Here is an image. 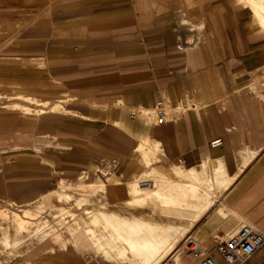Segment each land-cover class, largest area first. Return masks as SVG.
Here are the masks:
<instances>
[{"label":"crops","instance_id":"crops-1","mask_svg":"<svg viewBox=\"0 0 264 264\" xmlns=\"http://www.w3.org/2000/svg\"><path fill=\"white\" fill-rule=\"evenodd\" d=\"M36 1L42 7H19L43 9V15L0 52V85L29 95L0 97L44 102H27L24 113L0 101V124L33 117L27 143L18 138L17 156L0 166L3 193L34 195L0 207L16 212L40 199L55 206L51 193L59 181L72 180L59 179L48 190L53 182L84 173L101 183L107 210L164 223L148 208L126 205L127 184L147 170L167 177L170 166L211 164L231 181L215 187L221 200L187 235L202 244L203 254L239 221L264 235V90L248 89L264 68V31L251 9L236 0H59L49 8L48 1ZM159 101L173 113L155 124L147 115ZM144 139L156 144L150 166L137 156ZM12 143H0V152ZM135 160L144 170L128 176ZM60 237L23 248L9 264H110L85 248L60 246L70 236L61 231Z\"/></svg>","mask_w":264,"mask_h":264},{"label":"bare ground","instance_id":"bare-ground-1","mask_svg":"<svg viewBox=\"0 0 264 264\" xmlns=\"http://www.w3.org/2000/svg\"><path fill=\"white\" fill-rule=\"evenodd\" d=\"M236 1L251 9L255 22L264 31V0ZM27 102L44 104L27 96H17L6 105L12 110L28 113ZM137 156L144 166L154 164L157 161L156 144L149 139L142 140ZM87 177V174H81L75 184L59 181V186L51 193L57 203L55 206L40 199L31 209L20 210L19 215L0 207V254L7 253L0 264H9L16 249L23 247L27 252L50 236L58 238L63 230L70 238L61 241L60 246L67 243L77 249L85 248L110 264H161L167 258L182 264L185 248L190 249L186 245L187 239L196 241L192 235L187 237L188 227L218 201L219 192L215 187L224 189L231 181L225 178L220 167L211 164L189 170L170 166L167 177L147 170L127 184L126 205L148 208L164 216V223H156L142 216L107 210L99 195L101 183H83ZM220 207L227 211L224 203H220ZM80 211L83 212L81 215ZM198 244L203 250L202 244Z\"/></svg>","mask_w":264,"mask_h":264},{"label":"rangeland","instance_id":"rangeland-1","mask_svg":"<svg viewBox=\"0 0 264 264\" xmlns=\"http://www.w3.org/2000/svg\"><path fill=\"white\" fill-rule=\"evenodd\" d=\"M46 1H48L50 3L48 6V8H49L54 3L56 4L57 1H59V0H46ZM19 6H21V7L34 6V7H39V8L42 7L41 4H39V2H37L36 0H0V52L6 43L10 42L13 38H15L17 36L16 33L18 31H20L21 29H23L24 27H26L28 25L34 24L35 22H37V20H39L40 16L43 15V9L41 10V13L35 14V12L30 13L33 10H23V8H21ZM10 9H14V13L12 15H11ZM44 9H46V11L48 10L46 7H44ZM27 15L28 16L32 15V17L29 16V18H28ZM8 21H10L12 24H6V22H8ZM258 74H259V76L255 80L256 83L250 84L248 87V89L254 90L256 92L264 90V68L261 69L258 72ZM15 94L27 95V94H21V93L13 92V91L3 87L2 85H0V95H15ZM27 96H29V95H27ZM261 98L263 99L262 96H261ZM16 99H17V97H16ZM3 100H6L10 103V102H13L15 100V98L11 99V98H1L0 97V101H3ZM166 110L168 111L167 113H168V118H169L170 114H172L173 111H171L169 107H166ZM147 117H149V119L153 122L152 114H151V116H150V114L147 115ZM31 118H33V117L32 116H30V117L24 116L21 118L19 123H17V122H13V123L12 122H6L4 124H0V143L4 144V145H7V144L11 145L12 142L13 143L16 142V144H17V145H15L12 143L11 148L8 147V149L5 150V152H0V166H2L3 161L7 159L6 157L11 156V155L17 156L18 151H20V149H19L21 147L20 144H22L23 142L27 143L28 138L31 137V134H32L31 133V131H32L31 124H32V120H33ZM20 137L25 138V139H23L22 143H21V141L18 142V140H17ZM135 155H136V153L133 152V158L135 157ZM164 161H165V158L163 157V162ZM106 165H110V163L107 162ZM143 170H144L143 165L139 161L135 160V162L130 164V167L127 171V174H128V176L138 177V176H140V174H142ZM110 173L115 175V173H113L112 170H110ZM78 174H75L74 176H71L68 178H57V180L53 182V184L49 187L48 190L54 189L56 187V184H57L59 179L72 180V181H69L67 183H72V184L78 183V181L74 180L76 177H78ZM94 174L99 176L103 181L106 180V177L105 176L102 177V175L99 172H97V173L94 172ZM117 175H118V173H117ZM121 177H123L125 179L124 176H121ZM82 179H83V177H82ZM144 179L146 180V178H144ZM88 182L94 183V180L92 178L88 177L86 182H83V183H88ZM67 183L65 184L66 186H67ZM95 183H100V182L98 181ZM2 188H3V182H2L1 172H0V204H4L7 206H12L13 203L11 201L15 202L16 199H18V198L29 196V195H34V194H28V195L18 196V197L6 196L3 193ZM36 194H38V193H36ZM218 195L220 197L219 199L221 200V198L223 196L222 190L219 191ZM107 203L109 204V202H107ZM4 205H2V207L11 209L10 207H6ZM28 208L31 209L32 206L28 207ZM16 210H19V209H16ZM20 210H22V209H20ZM20 210L16 211L17 215H19ZM82 213L83 212L80 211L79 215H81ZM240 223L241 222L239 221L236 224H234L233 231H231L232 229H225V230H223V232L226 234V236H230L231 234L236 232ZM63 231H65V230H63ZM54 238H55V236H54ZM58 238H61V237L58 236ZM197 244H198V242H197ZM22 250H23V247L21 250H20V248L16 249L15 250L16 252L14 253L15 256H12L11 258H13V257L15 258L21 254L23 255ZM185 250H186V252H185V254H186L187 249L185 248ZM207 250H209V251H207ZM212 250H213V248L211 246L206 247V249H205L206 253H204V255H207L208 253H213ZM31 253H34V252H31ZM6 254H7L6 252L0 254V258H3L4 255H6ZM29 257H30V254H29ZM221 264H223V263H221ZM243 264H264V244L261 246V248L255 254H253L250 257V259L248 261H246Z\"/></svg>","mask_w":264,"mask_h":264},{"label":"built area","instance_id":"built-area-1","mask_svg":"<svg viewBox=\"0 0 264 264\" xmlns=\"http://www.w3.org/2000/svg\"><path fill=\"white\" fill-rule=\"evenodd\" d=\"M154 123L162 124L169 120L168 111L162 101L153 107ZM219 144V140L211 142L212 146ZM189 237V235L187 236ZM187 253L184 264H243L255 254L264 244V235L248 224H241L235 233L215 242L212 254H203V250L193 241L187 239ZM161 264H178L174 260L166 259Z\"/></svg>","mask_w":264,"mask_h":264}]
</instances>
